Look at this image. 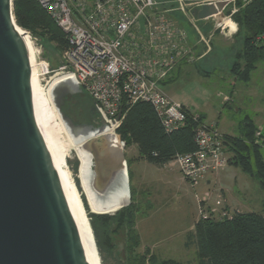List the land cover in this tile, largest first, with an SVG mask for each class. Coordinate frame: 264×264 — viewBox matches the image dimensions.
I'll return each instance as SVG.
<instances>
[{
  "label": "built area",
  "instance_id": "1",
  "mask_svg": "<svg viewBox=\"0 0 264 264\" xmlns=\"http://www.w3.org/2000/svg\"><path fill=\"white\" fill-rule=\"evenodd\" d=\"M175 1L176 8L168 0H37L65 34L67 44L62 53V69L92 99L100 119L96 127L106 123L114 126L113 136L121 146L126 168L125 144L117 133L124 116L123 108L145 101L153 106L167 131L180 126L185 119V108L163 90L161 82L178 63L193 62L211 49L210 38L198 33V42L204 48L195 57L187 32L176 23L173 11L178 9L185 17L187 5L193 8L212 5L216 11L204 18L208 19L219 16L227 4L220 0L190 1V4L188 0ZM217 2L223 3L220 10ZM190 23L197 30L191 20ZM194 133L196 149L179 153L170 161L192 186L228 163L222 133L217 127L200 122ZM227 213L224 211L221 216Z\"/></svg>",
  "mask_w": 264,
  "mask_h": 264
},
{
  "label": "water",
  "instance_id": "2",
  "mask_svg": "<svg viewBox=\"0 0 264 264\" xmlns=\"http://www.w3.org/2000/svg\"><path fill=\"white\" fill-rule=\"evenodd\" d=\"M222 2H217L221 9ZM216 9L204 5L202 19ZM12 0H0V264H94L73 198L61 171L59 150L47 128L33 87L26 45L17 32ZM57 104L63 122H74ZM94 129L100 124L90 108ZM94 182L103 190L119 168L110 139L89 141Z\"/></svg>",
  "mask_w": 264,
  "mask_h": 264
},
{
  "label": "rangeland",
  "instance_id": "3",
  "mask_svg": "<svg viewBox=\"0 0 264 264\" xmlns=\"http://www.w3.org/2000/svg\"><path fill=\"white\" fill-rule=\"evenodd\" d=\"M161 1L164 2L165 0ZM168 1H170L175 8L177 7L175 0ZM190 1L203 0H188L187 3L190 4ZM220 1L227 2L224 12H222L219 16L210 17L206 21H202L203 18L200 19L197 16V12L201 10L204 5L197 6L195 8H193V6L189 7V5H187V7L185 6V17L184 14L178 9L173 11L174 16L177 15V18L175 17L176 23L183 27L187 32V40L196 54L195 57L201 55L204 48V45L201 42H198V33L206 35V31H208L213 25H217L219 22H221V24H219L218 31L221 33L222 41H220V45L218 46L222 48V52L220 51L221 56L229 57L230 47L228 44H231V48L233 47V44H235L231 43V40H229L230 37L227 34H232L230 33L232 30L230 29V26L226 27L227 25L225 23L230 17L231 21L236 24V22L232 19V15L251 0ZM194 9H196L197 12H193ZM232 9H235L236 11L231 14ZM229 14L231 15L228 16ZM190 20L192 23H194L197 30L193 28V24L190 23ZM25 30H27L34 39L32 46L36 53L39 81L42 85H46L49 78L53 74L65 72L64 69H62V66L64 65V60L62 58L64 48L60 47L55 42H49L40 38L39 36L33 35L29 29ZM208 52H210V50ZM196 60L197 59H194V61ZM263 73L264 57L257 61L254 69L251 70L250 74L247 76L248 78L246 80L239 78L241 81H237V84L238 86L239 84H245V81L249 80L250 77V81L246 83H261ZM231 75L234 76L232 71ZM168 78H170V76ZM218 79L219 78H216V76L214 78L209 77V79H206L204 82L199 76L191 75L186 79L184 76L179 79L174 87L180 94H186L187 96L190 95L196 100H198L199 97L202 99L203 97H206L207 99H205L203 104L205 107L202 106V108L203 112L205 113L204 117H206L205 121L211 122L217 118L218 111L216 108H213V105H216L220 99H223L225 102L226 109L223 111L225 114L228 113L229 109L235 111L239 105L237 103V96L235 95L234 91L232 92L231 96L226 95V93L224 94L223 98L222 95L217 96V93H219L218 91H222L220 89L223 87V85L230 84L229 82L231 81L230 77L228 78L229 81H225L223 83ZM230 86H232V84ZM76 91L77 89L74 92ZM68 97V101L66 104H64L66 108L65 111L71 117L73 122L85 128L87 127L85 125L92 124L93 116H90V108L92 106L88 94L86 92L76 93L69 95ZM75 101H78L79 104H73ZM199 102L201 103V101ZM242 114L243 112L239 115L241 116ZM60 137H64L62 132H60ZM64 154L65 169L67 170L69 176L74 179V182L78 187V160L72 150L65 151ZM134 155V146H126L124 157H126L127 160L131 158V160H129V165L127 163L128 203L133 202L134 205L139 208V215L134 222V229L137 233H139V227H141L140 230L142 231L140 233L141 238L139 236L142 241L140 240V245L135 251L140 254H146L147 258L151 255L155 256L157 260L164 258H176L178 261L182 262V264H185V261H187L186 264H193L194 254L192 248L189 247L186 250L183 248L181 243V234L177 232L185 228L186 186L188 188V195L194 197L196 201V216L198 217L197 221L201 218H207V216L209 218H218L221 216V213L226 210L223 209L218 212H211L200 199L203 195V186L201 187L199 184L205 180L206 176L200 179L196 185L192 186L182 176L180 170L174 163L168 162L165 166L161 167L160 165H154L143 159H140L137 157V154L135 156ZM129 172H131V177H129ZM167 179L172 180L171 184L170 181L167 183ZM79 194L81 200L83 201L84 208L92 228L100 263L127 264V227L125 224H119L116 219L120 215L119 212L125 208L128 203L114 213H91L86 205L84 196L80 189ZM260 206L261 204L256 202L254 211L259 210ZM101 215L109 216L110 218H113L114 221L107 224ZM150 223H155L157 226L156 232H151V229H145L147 228L145 226H150ZM96 233L98 234L99 239L97 238ZM97 239L99 240V243ZM145 264L154 263L146 262Z\"/></svg>",
  "mask_w": 264,
  "mask_h": 264
},
{
  "label": "trees",
  "instance_id": "4",
  "mask_svg": "<svg viewBox=\"0 0 264 264\" xmlns=\"http://www.w3.org/2000/svg\"><path fill=\"white\" fill-rule=\"evenodd\" d=\"M12 12L17 26L29 29L33 35L55 42L65 49V34L39 6L37 0H12ZM172 16L175 19L177 15ZM232 19L238 26L236 36L241 38V47L235 54L230 70L235 78L246 80L257 61L264 57V0L249 1L232 15ZM88 97L90 98L89 95ZM68 99L69 97L65 104ZM90 100L92 106V99ZM73 104L78 105L79 102L75 101ZM65 109L64 105L63 110ZM123 114L117 133L125 147L136 145L140 159L162 166L175 155L193 152L197 147L194 129L202 122V115L199 113L185 109L183 123L171 131L164 128L148 102L136 101L127 108L125 106ZM247 125L250 127L244 137L225 138L222 134L224 150L226 143L232 152L227 157V162L254 176L264 191V159L260 151L263 136L261 132L258 136L255 135L257 131L252 129L251 124ZM127 163L129 165V160ZM119 213L117 222L127 227V264H182L173 258L157 260L155 256L147 258L146 254L136 252L140 238L134 229V222L139 215V208L130 202ZM101 217L107 224L114 221L109 216ZM96 236L98 238L97 233ZM192 240L196 248L197 264H264V215L234 210L218 218H201L194 225Z\"/></svg>",
  "mask_w": 264,
  "mask_h": 264
},
{
  "label": "crops",
  "instance_id": "5",
  "mask_svg": "<svg viewBox=\"0 0 264 264\" xmlns=\"http://www.w3.org/2000/svg\"><path fill=\"white\" fill-rule=\"evenodd\" d=\"M165 1L167 2V0ZM206 20L207 19L204 18L202 19V21ZM218 30L219 26L213 25L208 31H206V36L210 38V47H213L210 49V52L198 58L196 61L178 63L169 75L170 78H168V76L163 81V90L171 98L182 103L186 110L201 114L202 122L217 127L225 138L244 137L247 128L250 127L247 123L251 124L252 129L260 131L263 136V144L260 147V151L264 159V73L261 83H246L250 81V77L249 80L245 81V84H239L238 86L237 81L241 80L231 75L230 67L234 62L236 52L241 47V38L236 36V31L230 32L232 34H227L230 37L229 40H231V43L235 44H233L232 48L231 44H228L230 47L229 57H223L220 53L222 48L218 46L220 45V41H222L221 33ZM191 75L199 76L204 82L206 79H209V77L214 78L216 76V78L218 77V80L222 83L229 81L228 78L230 77V84L223 85L220 89L222 91H218L219 93H217V96L222 95L223 98L225 93L226 95L231 96L234 91L237 96V103L239 104L236 110L229 109L227 114L223 113L224 109H226V105L223 99H220L216 105H213V108L218 110L217 118L211 122H206L202 106L207 98L203 97L202 99L199 97V99L196 100L190 95L187 96L186 94H180L174 87L180 78L185 76L186 79ZM231 84L232 86H230ZM199 101H201V103ZM203 107H205V105ZM242 112L243 114L240 116L239 114ZM131 145L134 146V153L135 155L137 154L138 157L136 145ZM228 147V144L225 143L226 155L229 158L232 155V152ZM129 160H131V158ZM165 165L166 164L162 166ZM169 181L171 184L172 180L167 179V183ZM199 185H201V187L203 186V195L200 199L211 212H218L225 209L229 212L236 210L239 212H257L264 215V191L261 189L258 180L254 176L243 172L237 165L227 163L223 169L217 172L208 173L205 180ZM256 202L260 203L261 206L260 208L258 207L259 210L254 211ZM196 215V201L194 197L188 195V188L186 186L185 228L177 232L181 234L183 248L185 250L189 247L192 248L194 254L193 264L198 263L196 248L192 240L194 225L198 218ZM148 226H145L147 227L145 229H151V232H156L157 226L155 223H150V226ZM140 228L141 227H139L138 231L139 236L142 232ZM186 263L187 261H185V264Z\"/></svg>",
  "mask_w": 264,
  "mask_h": 264
},
{
  "label": "bare ground",
  "instance_id": "6",
  "mask_svg": "<svg viewBox=\"0 0 264 264\" xmlns=\"http://www.w3.org/2000/svg\"><path fill=\"white\" fill-rule=\"evenodd\" d=\"M219 24H221V22H219ZM225 24H227V22ZM17 32L22 37L28 51L34 93L45 124L57 144L61 171L64 176L66 187L73 198L74 210L82 225L87 245L93 253L94 264H101L92 228L83 201L81 200L79 189L91 213H114L128 203L127 168L122 161L121 146L113 136L114 126L106 123L103 126L90 129L89 127L85 128L74 123L73 129H70L63 122L57 104L62 105L61 98L65 90L70 89L75 91L77 89L73 77L69 73L60 72L61 74H53L49 78L47 84L42 85L38 76L36 53L32 46L34 39L22 28L17 27ZM60 132L63 133V138L60 137ZM99 136H106L110 139L114 150L112 152L119 164L116 175L101 191L98 190L94 182L93 157L87 148L89 141ZM70 150L74 152L78 160V187L74 179L69 176L65 169L64 153Z\"/></svg>",
  "mask_w": 264,
  "mask_h": 264
},
{
  "label": "clouds",
  "instance_id": "7",
  "mask_svg": "<svg viewBox=\"0 0 264 264\" xmlns=\"http://www.w3.org/2000/svg\"><path fill=\"white\" fill-rule=\"evenodd\" d=\"M228 23H229L230 26H231V30H232L233 32H235V31L237 30L238 26H237L234 22H231V21H228Z\"/></svg>",
  "mask_w": 264,
  "mask_h": 264
}]
</instances>
